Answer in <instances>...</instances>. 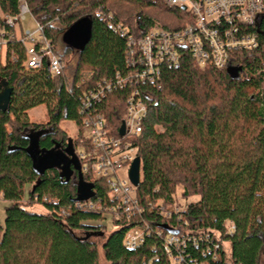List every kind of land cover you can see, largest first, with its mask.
<instances>
[{"label": "trees", "instance_id": "trees-1", "mask_svg": "<svg viewBox=\"0 0 264 264\" xmlns=\"http://www.w3.org/2000/svg\"><path fill=\"white\" fill-rule=\"evenodd\" d=\"M19 1L0 0V39L5 50L3 59L0 56V78L12 87L8 109L0 111V196L8 202L0 223V264H99L98 245L106 264H170L163 248L164 224H177L180 232L196 237L200 231L217 232L230 243L229 259L222 248L212 259L211 239L198 247L189 242L186 253L198 262L261 264L264 30L258 31L257 48L233 53L231 66L242 68L236 79L226 69L199 68L182 49L177 66L161 68L160 89L143 86L147 114L135 140L140 157L135 196L144 211L128 220H112L118 228L107 233L99 205L112 200L105 181L95 180L86 170L88 160L79 157L81 177L93 183L90 200L94 204L100 200L91 209L75 204L76 175L66 181L58 167L41 160L51 153L64 157L69 142L76 155L78 145L84 152L90 149L82 135V93L95 80L126 70L129 34L140 35L153 28L180 29L186 13L166 7L161 0H26L54 51L63 60L75 54L68 80L67 65L61 75H52L46 63L38 70L24 67L26 46L16 39L14 25L5 20L18 13ZM81 17H88L92 28L88 43L79 51L67 48L60 36ZM117 25L127 32L122 34ZM80 71H89L92 80L78 87L74 79ZM129 91L118 90L100 105L114 128L122 121ZM40 105L46 110L44 122L29 116ZM64 121L77 127L75 135L67 134L61 125ZM32 132L37 136H29ZM178 186L184 198L198 196L185 205L179 218L166 219L155 209L149 211L148 200L165 206L177 202ZM33 204L45 212L26 207ZM144 223L148 229L143 240L127 247L126 233L138 225L145 228ZM225 223L234 226L231 233L225 232ZM96 231L103 235L86 237Z\"/></svg>", "mask_w": 264, "mask_h": 264}, {"label": "built area", "instance_id": "built-area-1", "mask_svg": "<svg viewBox=\"0 0 264 264\" xmlns=\"http://www.w3.org/2000/svg\"><path fill=\"white\" fill-rule=\"evenodd\" d=\"M166 7L179 8L185 11L186 22L176 30L153 28L140 35H128L126 62L124 72H116L113 76L95 80L81 96L80 113L83 115L84 137L88 140L90 149L78 152V158L88 160V170L95 180L105 181L112 200L109 204L99 205L105 220H128L131 216L141 214L144 208L135 196V186L128 178V169L137 156L135 140L140 134L141 124L147 114L144 102L146 84L155 85L160 89L161 68L177 66L181 59V50L186 49L199 68L212 66L216 69H226L231 66L233 53L250 51L258 47V31L264 30V0H161ZM184 7V9H182ZM30 13L26 0H20L18 13L8 16L5 20L11 25L21 22ZM122 34L126 29L117 25ZM42 26L36 21V30L26 32L25 39L31 44L26 47L25 66L29 70H38L46 66L52 75H61L65 64L62 56L54 51L53 45L42 35ZM25 39H18L25 44ZM89 71L76 74L74 84L83 86L92 80ZM128 88L124 116L117 128L111 125L100 105L106 98L118 90ZM124 125L121 135L119 128ZM116 129V130H115ZM127 169V176L120 171ZM88 198L76 201L77 207L91 209L95 204ZM149 211L157 210L166 219L179 218L185 206L177 202L163 205L160 202L147 201ZM145 224V223H144ZM140 225L131 228L125 235L124 243L133 248L143 240L148 229ZM178 230L176 234L167 233L163 238V248L170 258V264H206L191 259L186 253L190 242L196 247L202 241L213 244L212 259L217 258L216 250L222 248L225 252L222 238L217 232L200 231L195 235L180 232L177 224L169 225ZM234 226L224 224V230L231 233ZM203 248L202 251H205Z\"/></svg>", "mask_w": 264, "mask_h": 264}, {"label": "water", "instance_id": "water-1", "mask_svg": "<svg viewBox=\"0 0 264 264\" xmlns=\"http://www.w3.org/2000/svg\"><path fill=\"white\" fill-rule=\"evenodd\" d=\"M184 9V7H182ZM92 23L88 17H81L72 23L63 33L61 41L66 45L67 48L73 50L82 51L85 45L88 43L91 35ZM242 68L239 66H229L226 68L227 74L232 79H236L239 76V73ZM12 93V87L9 83L3 78H0V111L5 112L8 109V104L10 96ZM124 132L123 122L119 128V133L122 135ZM64 157L59 156L56 153H51L49 156L44 157L41 161H45L47 166H56L60 169L61 175L65 177V180H69L70 176L75 172L77 181H76V192L77 196L75 201H84L93 196V183L86 182L83 180L82 176V167L78 156L76 155L73 145L69 142L64 147ZM140 177V157L136 156L135 159L130 164L128 169V178L130 182L135 186L139 184ZM168 233L176 234L178 230L171 228L170 226L164 224L161 226ZM90 235L102 236L103 232L99 231L96 233L91 232L87 233L86 237Z\"/></svg>", "mask_w": 264, "mask_h": 264}, {"label": "rangeland", "instance_id": "rangeland-1", "mask_svg": "<svg viewBox=\"0 0 264 264\" xmlns=\"http://www.w3.org/2000/svg\"><path fill=\"white\" fill-rule=\"evenodd\" d=\"M162 2V1H161ZM124 10H128V8H124ZM7 17H5L6 19ZM132 23V21H130ZM133 24V23H132ZM36 30V20L33 17V15L31 13H28L25 15V19L21 22H16L14 25V32H15V36L16 39H25L24 35L26 34V32H34ZM31 42L29 39H25V46L28 47L30 46ZM4 43H2L1 39H0V56L1 59H3L4 57ZM64 64L65 67L67 65V69H66V73L68 75V80L71 79L72 77V70H73V65L75 62V54L72 53L69 56H66L65 60H64ZM29 116L32 118V120H36L39 122H44V119L46 118V110L45 107L43 105H40L32 110L29 111ZM29 117V119H30ZM62 127H64L67 131L68 135H75L77 132V127L70 121H64L61 123ZM37 132H32L29 133V136L31 137H35L37 136ZM84 134V131H83ZM85 135V134H84ZM33 150L32 146H31V151ZM76 151L79 152L81 151V146L78 145V147H76ZM120 174L122 176H127V169L124 168L120 171ZM77 180V179H76ZM31 188V185H26L25 186V193H24V201H26L27 198V192L28 189ZM177 203H179L182 206H185L186 204L196 201L198 199V196H190L188 198H184L181 195L182 192V188L181 187H177ZM8 204L7 201L3 200V198L0 196V223H3L4 221V207ZM29 210H33V211H37V212H45L44 208L41 207L38 204H33L31 206H26ZM107 233H110L111 231H114L118 228V226L114 225L112 223L111 218L107 217L106 220H104L103 222ZM224 245V249H225V256L227 259H229V252H230V243L228 241H224L223 242ZM98 249V263L99 264H106V261L104 259V255H103V251L100 247V245L97 246ZM261 264H264V253L261 255V259H260Z\"/></svg>", "mask_w": 264, "mask_h": 264}, {"label": "flooded vegetation", "instance_id": "flooded-vegetation-1", "mask_svg": "<svg viewBox=\"0 0 264 264\" xmlns=\"http://www.w3.org/2000/svg\"><path fill=\"white\" fill-rule=\"evenodd\" d=\"M74 173H75V172H74ZM74 173L71 175V177H74V176H75V174H74Z\"/></svg>", "mask_w": 264, "mask_h": 264}]
</instances>
